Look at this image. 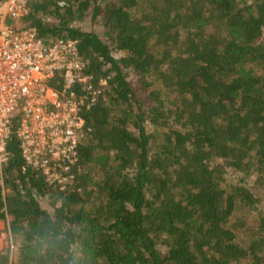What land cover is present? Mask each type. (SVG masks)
Returning a JSON list of instances; mask_svg holds the SVG:
<instances>
[{
  "label": "trees",
  "instance_id": "trees-1",
  "mask_svg": "<svg viewBox=\"0 0 264 264\" xmlns=\"http://www.w3.org/2000/svg\"><path fill=\"white\" fill-rule=\"evenodd\" d=\"M21 24L105 87L69 182L11 134L0 264H264V0H40Z\"/></svg>",
  "mask_w": 264,
  "mask_h": 264
},
{
  "label": "built area",
  "instance_id": "built-area-1",
  "mask_svg": "<svg viewBox=\"0 0 264 264\" xmlns=\"http://www.w3.org/2000/svg\"><path fill=\"white\" fill-rule=\"evenodd\" d=\"M38 1L0 0V173L14 131L25 164L48 184L63 185L77 161L79 111L96 102L105 82L91 83L75 42L45 44L32 30L18 28L29 4ZM53 80L60 81V90L51 87Z\"/></svg>",
  "mask_w": 264,
  "mask_h": 264
},
{
  "label": "rangeland",
  "instance_id": "rangeland-1",
  "mask_svg": "<svg viewBox=\"0 0 264 264\" xmlns=\"http://www.w3.org/2000/svg\"><path fill=\"white\" fill-rule=\"evenodd\" d=\"M86 27L88 28V26H86ZM18 28H23V26H22L21 23L18 24ZM224 178H225V180H224L223 187H225L226 189L227 188L229 189V184L230 183H237V181H238V180H236L235 175L232 172H230V171H228L225 174ZM246 179L248 180L247 182L249 183V186H252V184H253L252 183L253 177L252 176L250 178L247 177ZM258 194H260L262 197H259L260 204L258 205L257 209L260 210V211H263L264 210V189L263 188L260 189V191L258 192ZM255 218H256V214H254L250 218L251 221L248 222V224H247L249 227L254 226L253 223L256 221ZM6 229H7L6 224L4 222H0V250L7 249L8 247L10 249H14V247L12 246V243H11L10 235L7 232Z\"/></svg>",
  "mask_w": 264,
  "mask_h": 264
}]
</instances>
